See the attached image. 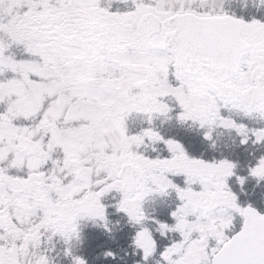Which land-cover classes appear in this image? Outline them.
<instances>
[{
  "label": "snow or ice",
  "instance_id": "1",
  "mask_svg": "<svg viewBox=\"0 0 264 264\" xmlns=\"http://www.w3.org/2000/svg\"><path fill=\"white\" fill-rule=\"evenodd\" d=\"M0 264H264V0H0Z\"/></svg>",
  "mask_w": 264,
  "mask_h": 264
}]
</instances>
